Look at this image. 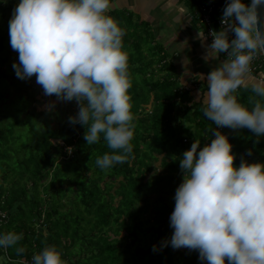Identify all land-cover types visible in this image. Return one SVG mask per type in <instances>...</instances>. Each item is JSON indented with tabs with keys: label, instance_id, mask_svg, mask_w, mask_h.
Segmentation results:
<instances>
[{
	"label": "trees",
	"instance_id": "1",
	"mask_svg": "<svg viewBox=\"0 0 264 264\" xmlns=\"http://www.w3.org/2000/svg\"><path fill=\"white\" fill-rule=\"evenodd\" d=\"M180 1L196 21L198 7L206 0ZM18 3L0 0V81L7 94L0 92V213L6 214L0 217V235L14 231L23 237L15 246L0 247L2 264H23L21 260H31L47 245L55 246L66 264H207L199 260L198 251L164 244L174 231L170 215L183 177L182 153L194 140L203 147L214 138L210 129L216 126L203 115L204 88L195 101L197 83L184 88L169 50L156 40L149 23L125 9L109 10L107 15L125 32L135 129L129 160L101 169L97 158L113 150L103 135L98 143L87 145L85 128L70 124L78 106L59 117L56 110L52 117L60 119L58 124L47 123H53L47 111L35 113L33 123L18 117L43 90L35 76L21 80L12 68L19 61L10 46L8 13ZM216 4L225 7L223 0ZM262 59L253 74L260 70L264 79ZM236 95L252 107L250 84ZM18 123L26 127L15 128ZM218 130L232 145L235 166L241 158L264 163V136L257 139L246 128ZM68 147L73 149L70 154ZM17 247L25 251L17 255Z\"/></svg>",
	"mask_w": 264,
	"mask_h": 264
},
{
	"label": "clouds",
	"instance_id": "2",
	"mask_svg": "<svg viewBox=\"0 0 264 264\" xmlns=\"http://www.w3.org/2000/svg\"><path fill=\"white\" fill-rule=\"evenodd\" d=\"M261 5L264 0H226L221 29L210 33L204 56L206 63L218 64L206 76L197 74L207 81L203 115L216 126L210 129L214 138L203 147L194 140L179 160L183 177L170 215L174 231L164 244L198 251L207 264H264V163L241 158L235 166L232 145L218 130L246 128L257 139L264 136V79L250 75L252 62L264 54ZM110 7V0H19L9 20L10 46L18 52L19 62L12 65L16 77L35 76L44 95L76 102L78 112L69 117L70 124L85 128L87 145L103 135L113 150L97 158L101 169L129 160L135 129L125 32L107 15ZM221 54L227 59L221 60ZM249 84L251 108L236 95ZM200 97L201 92L195 101ZM47 107L51 110L54 103ZM22 237L14 231L0 235V247L15 246ZM15 250L19 255L25 248ZM32 259L33 264H66L52 245Z\"/></svg>",
	"mask_w": 264,
	"mask_h": 264
},
{
	"label": "crops",
	"instance_id": "3",
	"mask_svg": "<svg viewBox=\"0 0 264 264\" xmlns=\"http://www.w3.org/2000/svg\"><path fill=\"white\" fill-rule=\"evenodd\" d=\"M112 9L127 10L135 16L149 23L150 29L156 40L164 44L169 50L170 59L173 61L179 77L182 75V85H195L194 93L197 96L201 88H204V94L207 92V81H201L197 74L209 73V71L217 66L218 61L204 60L206 55V47L210 45L207 39H204L202 30L197 32L189 25L191 20L195 24L196 21L192 15L181 7L180 0H110ZM183 3V2H182ZM187 41V45L182 44ZM221 60L225 59L222 56ZM182 62V67L178 64ZM184 71L180 70V68ZM188 72V73H183ZM184 74V75H183ZM251 75V74H250ZM251 77H253L251 75ZM254 78V77H253ZM202 86V87H201ZM193 88V89H194Z\"/></svg>",
	"mask_w": 264,
	"mask_h": 264
},
{
	"label": "rangeland",
	"instance_id": "4",
	"mask_svg": "<svg viewBox=\"0 0 264 264\" xmlns=\"http://www.w3.org/2000/svg\"><path fill=\"white\" fill-rule=\"evenodd\" d=\"M184 4L181 2V7L182 9L185 11V6ZM13 10H11L8 14H12ZM197 23V22H196ZM191 25V27L193 29H195L197 32L201 31V27H199L198 24H195L193 22V20H191V23L189 24ZM154 35V34H153ZM173 61L171 60V63ZM182 62L181 61L178 66L182 67ZM13 63H17V62H13ZM13 65V64H12ZM13 68V67H12ZM9 70H12L11 68H9ZM180 70H183L184 71V67L183 69L180 68ZM14 71V69H13ZM183 73H188V72H183ZM184 75V74H183ZM181 78H184L182 75L180 76V81L183 82V83H188V81H183V79ZM256 79V78H255ZM184 86H187V87H190L189 84L188 85H184ZM6 87V84L4 81H0V92L3 91V94L6 96V92L4 91V88ZM7 88H10L12 90V87L11 86H7ZM13 89H15V86H13ZM16 90V89H15ZM194 90L195 88L193 89L192 93H194ZM196 96V95H195ZM8 99V97H7ZM35 101L34 102H31L22 112H20L18 114V117L20 118L21 121H24L27 122V123H33L35 122L36 119H34L33 117L36 116L37 112H40V111H43V112H49V116L52 117V114L56 111V110H60L59 114H58V117L61 116L62 111L64 112V114H67L69 112L68 108L69 109H73V108H76L77 104L76 102L73 104L72 102L70 101H58L56 97H53V96H46L44 95L43 93V90L40 91V93L38 95H36L34 97ZM54 103V107L51 109V110H48V105L49 104H52ZM67 103H69L70 105H67ZM20 105H24L25 102L24 101H20L19 103ZM13 108H15V105H13ZM36 113V114H35ZM43 119H48L47 116H44ZM53 123L49 120L47 121L48 124L52 125V124H58V122L60 121V119H55L53 118ZM21 127H26V125H21V123H18L15 125V128H21ZM202 147V146H201ZM68 195L66 194L65 197L62 198V200H65L67 199ZM3 262V257L0 256V264H2Z\"/></svg>",
	"mask_w": 264,
	"mask_h": 264
},
{
	"label": "built area",
	"instance_id": "5",
	"mask_svg": "<svg viewBox=\"0 0 264 264\" xmlns=\"http://www.w3.org/2000/svg\"><path fill=\"white\" fill-rule=\"evenodd\" d=\"M226 3V0H223ZM244 3L247 4L246 0H243ZM223 13V8L221 5L216 4V0H206L204 3L199 5L196 15V22L201 27L202 33L204 37H206L209 44L212 42V36L210 33L212 31H219L221 29V16ZM230 38H234V33L229 34ZM226 57V54H223ZM262 54L258 56L251 64V75L253 71L260 68L261 63L264 58ZM227 58V57H226ZM256 79H262L261 71H258L255 75H252ZM184 86V85H183ZM184 88H188L184 86ZM3 213V212H2ZM0 217H4V215H0ZM23 264H33L32 258L31 260H21Z\"/></svg>",
	"mask_w": 264,
	"mask_h": 264
},
{
	"label": "water",
	"instance_id": "6",
	"mask_svg": "<svg viewBox=\"0 0 264 264\" xmlns=\"http://www.w3.org/2000/svg\"><path fill=\"white\" fill-rule=\"evenodd\" d=\"M250 3V0H249ZM258 14L261 18V22L264 23V5H261L258 7ZM262 56L264 57V54H262Z\"/></svg>",
	"mask_w": 264,
	"mask_h": 264
},
{
	"label": "bare ground",
	"instance_id": "7",
	"mask_svg": "<svg viewBox=\"0 0 264 264\" xmlns=\"http://www.w3.org/2000/svg\"><path fill=\"white\" fill-rule=\"evenodd\" d=\"M200 27V26H199ZM261 65H262V63H261ZM264 67V66H263ZM258 71H260V70H258ZM256 72V71H255ZM262 72V71H261Z\"/></svg>",
	"mask_w": 264,
	"mask_h": 264
}]
</instances>
